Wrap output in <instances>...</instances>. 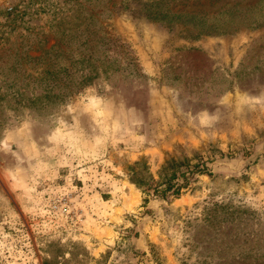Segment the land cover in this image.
I'll use <instances>...</instances> for the list:
<instances>
[{"label": "rangeland", "instance_id": "374dc122", "mask_svg": "<svg viewBox=\"0 0 264 264\" xmlns=\"http://www.w3.org/2000/svg\"><path fill=\"white\" fill-rule=\"evenodd\" d=\"M239 1L194 37L156 0H0V264H264V0ZM171 158L179 195L130 180Z\"/></svg>", "mask_w": 264, "mask_h": 264}, {"label": "trees", "instance_id": "16d2710c", "mask_svg": "<svg viewBox=\"0 0 264 264\" xmlns=\"http://www.w3.org/2000/svg\"><path fill=\"white\" fill-rule=\"evenodd\" d=\"M260 0H255L252 3H246L244 6L251 7L257 4ZM242 1L224 0L220 5L218 0H156L151 4V8L146 12L147 19L152 21H160L167 25L192 24L191 36L199 37L203 34H211L216 32H224L223 22H217L218 16L223 17L226 11L233 10L240 6ZM170 5V6H169ZM216 5V6H215ZM215 6V7H213ZM217 16V17H216ZM239 21H244L242 16H239ZM225 29V28H223ZM87 52L84 55L76 58L75 63L80 64V80L78 85H83L86 82L93 80L105 71L98 64L100 58L97 57L96 49L90 42L87 44ZM65 70H68L67 68ZM46 72L56 79V74L46 69ZM68 77V76H66ZM71 84V83H70ZM71 92L68 91V93ZM64 92L55 93L53 96L58 98L64 97ZM177 161L175 159L167 160L160 169L159 176L154 179L148 170L138 169L130 172V180L139 188L146 186L152 187L153 192L163 197L167 195L177 196L180 194L181 185L176 181L177 177ZM181 174V173H179Z\"/></svg>", "mask_w": 264, "mask_h": 264}]
</instances>
